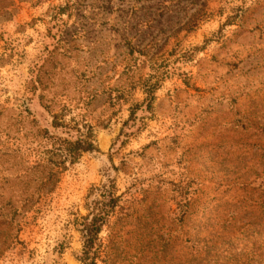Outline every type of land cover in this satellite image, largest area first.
<instances>
[{
  "label": "rangeland",
  "instance_id": "rangeland-1",
  "mask_svg": "<svg viewBox=\"0 0 264 264\" xmlns=\"http://www.w3.org/2000/svg\"><path fill=\"white\" fill-rule=\"evenodd\" d=\"M108 197L91 264H264V0H0V264H83Z\"/></svg>",
  "mask_w": 264,
  "mask_h": 264
},
{
  "label": "trees",
  "instance_id": "trees-1",
  "mask_svg": "<svg viewBox=\"0 0 264 264\" xmlns=\"http://www.w3.org/2000/svg\"><path fill=\"white\" fill-rule=\"evenodd\" d=\"M51 127L53 133L49 136L50 148L45 149L54 160L55 171L63 167L66 163H73L79 155L84 152L95 150L92 127L89 125H78L63 120V116L55 114L52 117ZM72 132L74 136H72ZM58 133L67 134V137H60ZM74 137V138H71ZM114 199L108 197L99 204L95 211H91V217L85 222L82 229V262L91 264L89 255L97 245V236L101 230L109 209L113 207Z\"/></svg>",
  "mask_w": 264,
  "mask_h": 264
}]
</instances>
